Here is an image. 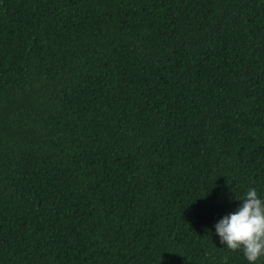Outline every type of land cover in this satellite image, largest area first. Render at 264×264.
Returning a JSON list of instances; mask_svg holds the SVG:
<instances>
[{"label":"trees","instance_id":"trees-1","mask_svg":"<svg viewBox=\"0 0 264 264\" xmlns=\"http://www.w3.org/2000/svg\"><path fill=\"white\" fill-rule=\"evenodd\" d=\"M249 187L264 0H0V264H248Z\"/></svg>","mask_w":264,"mask_h":264},{"label":"clouds","instance_id":"clouds-1","mask_svg":"<svg viewBox=\"0 0 264 264\" xmlns=\"http://www.w3.org/2000/svg\"><path fill=\"white\" fill-rule=\"evenodd\" d=\"M231 199L239 203L216 219L211 231L217 242L228 249H239L248 264H257L264 256V198L249 187Z\"/></svg>","mask_w":264,"mask_h":264}]
</instances>
